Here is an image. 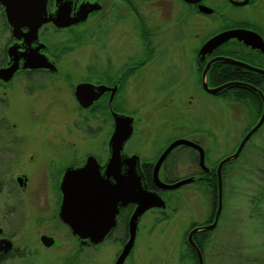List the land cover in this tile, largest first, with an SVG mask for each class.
I'll list each match as a JSON object with an SVG mask.
<instances>
[{
  "label": "flooded vegetation",
  "instance_id": "1",
  "mask_svg": "<svg viewBox=\"0 0 264 264\" xmlns=\"http://www.w3.org/2000/svg\"><path fill=\"white\" fill-rule=\"evenodd\" d=\"M14 1V8L17 10L14 17L19 24L16 30L8 22L4 7L0 5V70L15 66L9 79L0 78V88L6 89L10 85L19 86L24 83L25 93L29 94L50 87L60 88L65 84L73 88L72 95L82 113L88 114L89 118L102 117L104 120H109L112 125L111 131L103 135V141L106 142L93 146L92 151L73 143L66 148L48 144L47 149L43 147L39 150L41 154L37 157V164L43 166V178L45 177L47 183H50L49 195L54 196L53 216L58 221L56 227L62 228L71 237L75 243L76 253L88 248L98 251V246L115 239L117 232L118 234L122 232V236L116 240L120 241L123 247L128 237L129 219L136 204L126 200L125 202L114 200L110 185L115 183V176L124 177L125 181L128 178L130 181L131 170L134 168L140 183L150 192H156L162 197V192L178 189L160 188L154 176L155 164L163 151L175 140V132L135 131V119L124 108V105L131 100V91H129L131 83L141 88L143 95L140 98L144 99V102L154 100L160 103L166 96L173 100L175 91L174 95L160 93L164 88L171 87L179 81L180 72L183 70L175 61L180 57L183 58L185 54H190L188 78L192 73L198 74L199 87L205 94L221 99L231 98L233 101L235 99L228 96L224 90L235 88L239 96L243 97L237 101L254 110L255 108L250 106L253 100L251 96L259 95L254 88L262 91L264 73L253 68L264 70V52L236 37L228 39L209 53L201 54L200 49L209 38L227 30H250L258 33L264 41V20L239 10L244 7H259L264 0H25L26 2L23 3L26 5L21 4L19 0ZM241 2L242 4H239ZM227 4L233 10L236 9L234 14H229L224 9ZM200 6L209 8L210 11H202ZM21 8L27 12L28 23L24 22ZM215 18L225 19L220 29L199 38L200 34L197 31L203 26H210L213 23L211 19ZM131 40L135 42L133 49ZM84 45L89 48L83 47ZM73 52L79 62L76 66L68 65L66 62ZM208 62L210 65L205 74L207 85L211 88L221 87L214 94L207 92L203 87V71ZM216 62H220L214 72L216 84H211L210 69ZM149 65L153 66V70L148 71ZM159 76L162 78L159 79ZM42 77L50 79L42 81L40 79ZM149 80H151L150 84L145 85ZM79 84H87L94 89V96L89 97L88 91L82 93L84 101L90 99V102L85 103L86 105L81 104L75 95V88ZM151 85L153 87L150 89ZM3 101L8 104L6 100L0 98V102ZM258 112L259 110L255 109L256 115ZM113 113L133 118V130L123 140L117 153L116 143L112 140L115 133ZM99 132L94 133L88 128L85 134L88 137L98 138ZM180 138L196 142L203 148L198 139L185 136ZM148 139H151L149 145L159 151L152 159L144 157L139 152V148L146 147ZM17 140L20 138L16 139V143L13 141L14 157L11 154L12 158L8 159L9 164L18 163L21 156ZM176 148L197 153L189 171L181 173L178 166L180 155H175ZM203 150L205 153L204 148ZM25 151L24 149L22 152ZM28 152L31 151L28 150L25 156ZM5 157L4 153H0V162H4ZM35 158L33 150L28 154L27 159L29 162H35ZM79 168H86L81 175L84 181L82 184L86 186L83 192L89 196L90 190L96 189L92 215L98 222L97 225L99 227L105 225L114 211L113 226L109 228L103 240L97 243H92L87 238L80 240L59 217L62 178L68 169ZM175 171L178 173L175 174ZM209 172V167L207 170L199 165L197 150L179 145L174 146L166 154L156 175L159 181L168 184L189 177H193V182H209L211 179ZM22 177H17L18 183V179L23 182ZM213 214L211 212L202 225L211 223ZM195 226L200 225H193ZM0 227L2 228L0 264H3V261L14 258L18 249L12 237L5 233L1 225ZM42 235L52 237L53 243L45 246L41 241ZM4 238L12 242V248L8 252L3 250L4 243L1 239ZM56 242L52 233H40L37 238L38 246L44 249L55 247ZM120 252L121 250L117 253L113 264Z\"/></svg>",
  "mask_w": 264,
  "mask_h": 264
},
{
  "label": "rangeland",
  "instance_id": "2",
  "mask_svg": "<svg viewBox=\"0 0 264 264\" xmlns=\"http://www.w3.org/2000/svg\"><path fill=\"white\" fill-rule=\"evenodd\" d=\"M224 9L229 14L236 10L228 4ZM239 10L264 20V3ZM211 20L210 26L197 31L199 38L220 29L225 19ZM131 43L133 49L135 42L131 40ZM189 57L190 54H185L175 61L183 70L179 81L160 93L174 95L175 91V100L166 96L160 103L144 102L140 98L141 88L131 83V100L124 108L135 119V131H170L175 132V139L185 136L200 140L205 149V164L211 169L236 150L246 130L258 117L255 110L237 100L205 94L199 87L198 74L192 73L188 78ZM66 62L74 66L79 64L74 52ZM151 70L153 66L149 65L148 71ZM50 88L29 94L25 93L24 83L0 88V98L8 102H0V153L6 156L4 162H0V225L18 249L14 258L7 259L4 264H113L122 248V243L116 240L122 232H117L112 241L98 246V251L88 248L76 253L71 237L56 227L54 196L49 195L50 183L43 178V166L37 164L39 150L48 144L66 148L73 143L94 150L93 146L106 142L103 135L111 131L112 125L102 117L89 118L82 113L71 86L63 84L60 88ZM261 88L264 93V87ZM88 128L94 133L100 131L98 138L86 136ZM19 138L21 156L18 163L9 164L8 159L14 157L13 141L16 143ZM150 141L148 139L146 147L139 148V152L152 159L159 151L149 145ZM24 149L26 151L22 152ZM28 150H34L35 162L27 159L31 152L25 156ZM176 154L180 155L181 173L189 171L197 153L176 148ZM263 167L264 125L223 172L222 206L216 226L208 230L203 264H264ZM18 176H23L21 185L17 182ZM207 184L194 181L174 191L162 192L167 207L147 210L139 217L134 246L123 264H195L187 249V234L193 225L204 224L217 206V189L213 202L212 188ZM40 233L54 234L56 246L40 248L37 244Z\"/></svg>",
  "mask_w": 264,
  "mask_h": 264
},
{
  "label": "water",
  "instance_id": "3",
  "mask_svg": "<svg viewBox=\"0 0 264 264\" xmlns=\"http://www.w3.org/2000/svg\"><path fill=\"white\" fill-rule=\"evenodd\" d=\"M25 0H19L21 4L26 5L23 3ZM194 1V0H190ZM14 0H0V5L4 7L8 22L15 28L19 26L17 22L15 21V15L17 14V10L14 8ZM26 2V1H25ZM238 4V3H237ZM239 4H242L239 3ZM23 7V6H22ZM200 9L204 12H209L210 9L206 8L204 6H200ZM21 14H23L24 22L28 23L27 19V12L26 10L20 9ZM236 37L239 40H243L245 44L251 45L252 47L260 49L262 52H264V41L261 38V36L253 31L250 30H227L220 32L211 38H209L201 47L200 52L201 54L209 53L214 48L219 46L220 44L224 43L228 39ZM235 63L242 64L246 67H250L244 63L234 61ZM210 65V62H208L207 66L205 67L203 71V87L204 89L214 94L217 91L221 89V87H214L211 88L207 85L205 81V74L208 66ZM259 72L264 73V70L260 68H253ZM15 66L13 65L11 68H3L0 70V78H3L5 80L9 79L11 74L14 72ZM258 94L260 95L263 103V108L261 115L255 125L246 132V134L242 137L241 141L239 142L236 150L222 158L217 166H216V175H217V206L215 208L213 221L209 224L200 225L193 227L187 234V243L193 248V250L196 253L198 264H203V255L201 249L196 245V243L193 240V235L198 231H204V230H210L213 229L218 220V216L221 210L222 206V174L221 169L225 162H228L232 159H235L240 152L242 151L245 142L249 139V137L262 125L264 121V94L263 92L258 89L254 88ZM83 90V91H82ZM93 88L90 85L87 84H79L75 88V95L78 98V100L81 102V104L86 105L85 103L90 102V99L88 101L83 100V94L88 91V95L94 96ZM83 93V94H82ZM85 98V97H84ZM114 121H115V133L113 134L112 140L116 143V150L120 148L121 143L125 138L128 136L129 132L133 130V118L128 115L123 114H117L113 113ZM179 145H186L189 147L194 148L197 150L199 155V165L203 169H207L208 167L205 165V153L203 148L197 144L196 142H193L189 139L185 138H176L173 142H171L168 147L163 151L161 154L159 160L155 164L154 167V176L157 180V185L162 189H176L184 184H188L190 182H193V177L185 178L176 181L175 183H164L158 180L157 178V170L162 162V160L165 158L166 154L175 146ZM118 150L116 151V153ZM86 168H79V169H68L66 173L64 174L62 181L60 183V190L62 192V200L61 204L59 206V217L60 219L66 223L72 233L76 235L80 240H83L85 238L89 239L92 243H97L103 240L104 236L107 234L109 228L113 226V219L114 214L112 211V215H110L109 221L103 225L98 226V222L94 219V216L92 215L94 209L92 207V204L95 201L96 198V189L92 188L90 190L89 196L84 191L86 186L82 183L84 181L82 180V174L84 173ZM81 178V180H80ZM19 184H22V181L18 179ZM110 190L112 197L114 200L117 201H123L126 202H134L136 204V207L134 208L130 219L128 223V237L126 243L123 245L120 254L118 255L115 264H123L126 257L129 255L135 241L136 232H137V224H138V218L148 209L152 207H159V208H165L166 202L165 200L156 192H150L144 188V186L140 183L138 176H136L134 172V168L131 170V179L130 181L128 178L126 181L124 180V177L115 176V183L110 185ZM84 195V196H83ZM117 204V203H116ZM116 209V208H114ZM113 209V210H114ZM2 231V228L0 227V232ZM41 241L45 246H49L53 243V238L50 236L42 235ZM1 242L4 243L3 250L5 252H8L12 248V242L9 239H1Z\"/></svg>",
  "mask_w": 264,
  "mask_h": 264
},
{
  "label": "trees",
  "instance_id": "4",
  "mask_svg": "<svg viewBox=\"0 0 264 264\" xmlns=\"http://www.w3.org/2000/svg\"><path fill=\"white\" fill-rule=\"evenodd\" d=\"M220 62H216L214 64V66L210 69V74H211V84H216L214 81L216 80L214 77V72L216 71V67L218 66ZM213 81V82H212ZM262 89V88H261ZM263 90V89H262ZM225 92H227L226 94L228 96H231L233 99L235 100H240V99H243V97L241 98V95L239 96V93H237V91L235 90V88H227L226 90H224ZM264 94V93H263ZM253 98V100L251 101V105L250 106H253L255 109H258L259 112L257 113V117H259L260 115V111H262V108H263V103H262V99L260 97V95H257V96H251ZM245 98V97H244ZM254 109V110H255ZM264 125V122L262 123V125L251 135L253 136L256 132H258V130ZM251 136L249 137V139L251 138ZM249 141V140H248ZM247 142V141H246ZM245 142V143H246ZM248 143V142H247ZM246 146V144H245ZM245 146L243 147V149L245 148ZM242 149V150H243ZM192 150V149H191ZM242 152V151H241ZM240 152V154H241ZM240 154L235 158V159H232L228 162H225L222 166V169H221V174H222V178H223V172L225 171L226 167L228 164L234 162L239 156ZM228 156V155H227ZM226 157V156H225ZM262 171V174L264 176V167L263 169L261 170ZM210 176H211V179L210 181L208 182V186L210 188H212L211 190V193H212V201L214 202L215 201V190L217 189V175H216V167H213L210 169V172H209ZM193 227V226H192ZM209 232L208 230H204V231H198L196 232L194 235H193V240L194 242L196 243V245L201 249L202 251V255L204 253V250H205V247H206V244L208 242V235H209ZM187 249L189 250V254L191 255V257L194 259V263L195 264H198V260H197V256H196V253L195 251L193 250V248L187 244ZM5 262L3 261V264Z\"/></svg>",
  "mask_w": 264,
  "mask_h": 264
},
{
  "label": "bare ground",
  "instance_id": "5",
  "mask_svg": "<svg viewBox=\"0 0 264 264\" xmlns=\"http://www.w3.org/2000/svg\"><path fill=\"white\" fill-rule=\"evenodd\" d=\"M134 246V245H133ZM133 248V247H132ZM132 250V249H131Z\"/></svg>",
  "mask_w": 264,
  "mask_h": 264
}]
</instances>
